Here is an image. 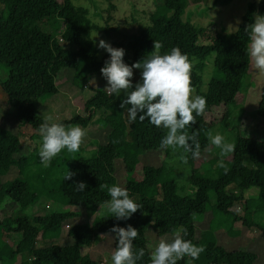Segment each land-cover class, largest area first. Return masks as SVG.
I'll list each match as a JSON object with an SVG mask.
<instances>
[{
    "label": "trees",
    "instance_id": "obj_1",
    "mask_svg": "<svg viewBox=\"0 0 264 264\" xmlns=\"http://www.w3.org/2000/svg\"><path fill=\"white\" fill-rule=\"evenodd\" d=\"M188 1L165 0L160 10L150 15V25L137 34L126 33L120 25L99 26L90 9L76 5L74 0H0V104L4 112L14 108L20 129L16 134L0 125V264H100L91 252L84 254L83 249L101 246L108 240L115 250L116 240L110 229L116 224L121 227L130 224L137 229L133 248L145 250L139 264H150L148 231L152 227L159 236L174 234L176 230L183 235L186 231L185 239L203 247L198 259L186 256L177 264L257 263L259 254L255 251L228 250L219 244L218 230H213V224L224 223L222 229L231 237L241 236L248 228L259 229L264 240L260 217L264 214V139L244 134L232 122L235 110L245 101V79L254 70L246 52L249 43L246 29L257 13L264 14V0L248 5L237 32L230 35L225 31L208 33L205 26L184 23L182 14ZM231 1L214 0L217 5ZM93 31L112 34L113 46L126 50L124 60L129 65L150 55L155 41L163 46L162 53L179 47L196 61L191 69V83L197 95L206 98V110L201 116L193 114L195 123L186 131L196 135L199 157L194 158L182 148L168 147L162 165L142 163L145 152L161 149L160 141L167 130L147 120L141 122L139 117L135 122L130 121L127 109L120 107L124 96H109L102 88H92L93 76L101 74L100 69L108 58L107 53L99 59L100 48L91 38ZM204 36L207 41L201 43ZM69 43L76 49L66 47ZM211 57L215 60V74L203 93L202 72ZM2 71L7 74L3 75ZM67 82L80 89L89 87L94 93L83 104L82 113L58 123L66 128L75 124L87 127L94 121L96 111L102 110L109 133L106 141L97 145L93 158L64 150L44 167L39 152L37 155L24 152L20 136L26 135L25 129L32 130L31 139L41 142L39 127L45 118L39 114L36 102L57 95L59 87ZM257 115L264 120V84ZM216 126L227 131L240 129L234 151L224 159V167L208 141V133ZM118 161L125 166V188L141 206L129 219L95 216L91 224H72L71 220H77L80 212L61 211L34 218L22 214L41 196L93 211L106 207V201L110 200L107 188L119 184ZM207 164L217 178L206 175L209 169L203 167ZM13 166L19 168L22 176L2 182L1 176L8 174ZM139 166L143 173L141 180L135 176ZM70 171L72 178L65 180ZM184 173H188L187 178ZM182 180L185 185L180 193ZM80 181L87 184L83 192L74 187ZM251 188H258L259 192L247 198L246 192ZM189 189L191 192L187 194ZM211 192H215V202ZM7 198L18 205L17 211L4 213L1 206ZM239 203L244 207L243 215L232 210ZM207 212H211L212 218L204 228L197 217ZM238 221L243 223L242 230H235L234 223ZM66 227L65 242L55 243ZM17 235L20 239L14 244ZM39 239L53 243L40 247Z\"/></svg>",
    "mask_w": 264,
    "mask_h": 264
},
{
    "label": "rangeland",
    "instance_id": "obj_2",
    "mask_svg": "<svg viewBox=\"0 0 264 264\" xmlns=\"http://www.w3.org/2000/svg\"><path fill=\"white\" fill-rule=\"evenodd\" d=\"M164 1L165 0H74L76 5L85 6L90 9V14L93 20H95L99 26H109V28H112L120 25L121 30L123 29L125 32L127 31L126 33L133 32L137 34L140 33L145 27L150 25V15L153 12L160 10V7L163 5ZM259 1L260 0H233L227 5H217L215 4L214 0H189L188 6L186 7L185 12L182 14V19L184 23L189 22L191 24L194 23V25L205 26L208 29V33H214L215 31H225L224 33H228L229 26H233L230 28V31H232V33H236L244 15L247 12L248 5L252 2L259 3ZM112 4H114L115 7ZM112 33L114 37L118 38L116 32L113 31ZM91 38L96 42L97 45L99 40L103 39L110 42L113 46L112 41L114 38L112 34H108L105 31H93L91 33ZM119 39H121V37ZM205 39L206 37L204 36V38L201 39V43H206L207 40ZM124 46L126 48V43ZM66 47L74 50L76 49L70 43L66 44ZM105 54H107V52L100 48L99 59H102ZM195 63L196 61H194L193 65ZM253 68V74L247 76L245 79V101L235 110L232 122L233 125L240 126L244 134L249 136L254 134V137H257V139H264V120H262L257 115L261 87L264 84V73L256 70L254 65ZM134 72L136 73L137 78L135 77L134 73L132 79H135V82L139 81L141 79V70L136 69ZM2 73L3 75L7 74L4 71H2ZM214 74L215 60L214 57H211L207 60V65L204 68V72H202L203 85L201 87V92L204 93L207 91L209 81L214 76ZM93 78L95 81L91 80L92 88H105L107 81L104 79L102 74H97L93 76ZM193 88L195 89L194 94L197 95V89L195 87ZM59 90L60 91L57 95L41 98L36 102V107L39 114L44 118H47L48 116L53 117L54 122L64 121L66 119L73 118L79 112L82 113L83 104L94 93V91L89 87L80 89L74 86L72 82H67L66 84L60 86ZM118 96L122 97L123 93H120ZM102 113V110H97L94 116V121L87 127L76 124L71 126L80 127L85 133L82 138L80 150L71 154L76 155L79 153L85 158H93L95 156L97 145L101 143V141H106L107 134L109 133V126L105 124V119L102 118ZM0 125L10 129L16 134L19 133V123L15 120L14 108L8 112H4L0 104ZM238 130L240 129L235 128L232 131H227L220 128L219 126H216L212 132L222 133L228 141L234 142L235 144ZM30 132L28 129H25L24 134L26 135L20 136L23 143L24 152L27 155H37L40 148V142L32 140V130ZM212 152L218 155L219 149L212 145ZM164 158L165 148L147 151L141 156L143 164H151L154 166L162 165ZM180 168H182V166H180ZM203 169H209L206 175L213 178L218 177V175H214L215 171H213V169L211 170V165L207 164L205 167H203ZM116 174L119 184L125 187L126 171L125 166L121 164L120 161L117 162ZM21 176L22 175L20 174L19 168L13 166L8 174L1 176V181L6 182ZM135 176L139 180L142 179L143 173L140 166L137 168ZM184 176L187 178L188 173H184ZM182 181H184V184H181L180 181V193H183L182 188L185 185V180ZM190 192L191 190L189 189L187 194ZM258 192V188H251L246 192V197H255L257 196ZM210 195L212 201L215 202V192H211ZM1 207L4 213H11L18 210V205L10 198L5 199ZM70 210H75L81 213V216L77 220L74 222L71 220L72 224H91L92 219L95 216L106 217L111 215L107 206H102L98 208V210L93 211L91 209H82L80 207L78 208L75 206L66 205L54 199H47L46 196H41V198L35 204L25 208L22 211V214L29 216L30 218H34L36 215L44 216L54 212ZM232 210L238 212L239 215L244 214V207L242 208L240 203L239 205H235ZM260 217L262 218H260L261 223L264 224V214ZM211 218V212H207L204 216L199 215L197 217L198 220L203 222L202 224L204 225V228H207ZM242 224V221L235 222V230H242ZM222 227H224V223L222 222L215 221L213 224V230H218L216 234L219 244L225 246L228 250H236L238 248L253 250L259 254V259L256 264H264V240L262 238V232L259 229L248 228L247 232H243L241 236L231 237L224 229H222ZM67 237L68 227H66L62 232L61 238L54 240V242L57 244H63ZM172 238L173 234L159 236L157 234V230L152 227L151 230L148 231L150 250L154 248L155 244L159 240H171ZM19 239L20 235L15 236L14 244L17 243ZM52 243L53 241L39 239L38 245L40 247H45L51 245ZM113 247L112 241L106 240L103 242V244H101V246L97 245L93 248L84 247L83 253L85 254L86 252H91L93 257L99 261L100 264H111V253L114 251Z\"/></svg>",
    "mask_w": 264,
    "mask_h": 264
},
{
    "label": "clouds",
    "instance_id": "obj_3",
    "mask_svg": "<svg viewBox=\"0 0 264 264\" xmlns=\"http://www.w3.org/2000/svg\"><path fill=\"white\" fill-rule=\"evenodd\" d=\"M229 26L228 34L232 31ZM249 43L246 52L256 70L264 73V14L257 13L252 23L247 26ZM98 47L108 53V58L100 72L107 84L104 88L107 95L123 93L120 107L127 109L128 118L135 122L137 117L141 122L147 120L150 124L166 129V134L160 141L161 148L172 147L174 150L182 148L185 153L195 157L200 156V143L196 135H189L186 128L195 123V117L201 116L206 110V98L195 95L191 83V69L194 63L179 47H173L161 52L162 45L155 41L150 55L136 61L132 65L125 62V49L113 47L106 40H99ZM134 69L141 70V79L134 83ZM92 81H95L93 78ZM130 105V107H128ZM41 136L39 158L44 167H48L59 153L66 150L75 153L80 150L84 131L80 127H68L54 122L48 116L39 127ZM208 141L219 149L220 166L224 167V159L235 148L220 132H209ZM70 171L64 177L70 180ZM75 190L83 192L87 188L86 182L75 184ZM110 200L106 201L111 217L117 220L129 219L141 206L130 196L129 191L113 184L107 188ZM116 240L115 250L111 253V264H139L145 256L143 248L134 250L133 241L138 231L132 225L121 227L116 224L110 229ZM176 230L171 240H159L150 251V264H177L184 257L193 260L199 258L203 247L194 245Z\"/></svg>",
    "mask_w": 264,
    "mask_h": 264
}]
</instances>
